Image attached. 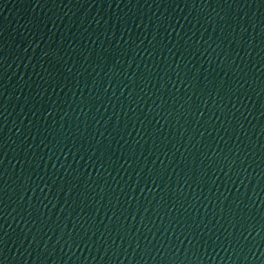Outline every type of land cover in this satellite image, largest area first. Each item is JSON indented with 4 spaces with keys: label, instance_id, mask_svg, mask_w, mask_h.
<instances>
[{
    "label": "water",
    "instance_id": "water-1",
    "mask_svg": "<svg viewBox=\"0 0 264 264\" xmlns=\"http://www.w3.org/2000/svg\"><path fill=\"white\" fill-rule=\"evenodd\" d=\"M0 264H264V0H0Z\"/></svg>",
    "mask_w": 264,
    "mask_h": 264
}]
</instances>
